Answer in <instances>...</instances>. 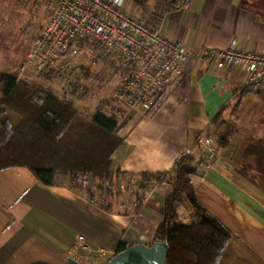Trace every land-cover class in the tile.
I'll use <instances>...</instances> for the list:
<instances>
[{"label":"crops","instance_id":"1","mask_svg":"<svg viewBox=\"0 0 264 264\" xmlns=\"http://www.w3.org/2000/svg\"><path fill=\"white\" fill-rule=\"evenodd\" d=\"M179 1L129 0V5L134 14L147 16L192 52L206 46L227 48L233 42L239 49L264 51V8L244 6L242 0H193L192 6L181 9ZM92 70L103 81L93 97L64 96L58 84L53 86L88 115L97 112L105 97H112L120 82L119 74L104 62ZM243 76L239 67L196 63L178 93L155 115L137 117L114 103L104 108L110 110L104 113L117 116L125 139L112 156L113 169L169 172L183 155L196 156L192 180L197 198L233 233L218 264H264V187L256 183L263 178L261 170L244 165L249 144L244 136L264 144V120H258L264 117V93L244 90ZM234 102L240 126L229 146L210 160L197 138L210 135L214 118ZM255 163L250 157L248 164ZM124 180L110 179L103 203L95 204L85 189L71 186L68 176L46 185L26 166L0 169V264H69L70 258L77 264H102L121 242L151 245L157 240L170 185L152 182L131 195H117L124 191L119 187Z\"/></svg>","mask_w":264,"mask_h":264},{"label":"trees","instance_id":"2","mask_svg":"<svg viewBox=\"0 0 264 264\" xmlns=\"http://www.w3.org/2000/svg\"><path fill=\"white\" fill-rule=\"evenodd\" d=\"M241 3L260 9L250 0ZM121 130L114 114H84L51 88L24 82L13 72L0 73V169L26 166L46 185L59 184V176H68L71 186L79 189H84L81 177L90 175L102 188L106 178L128 179L132 175L111 169L113 154L125 143ZM236 133L235 127L230 128L220 137V147L229 146ZM248 138L251 143L244 154V165L261 170L263 179L256 183L264 187V144ZM250 157H255L254 165L248 164ZM196 165V156L187 153L172 171L141 173V189L152 182H164L163 176H174L155 236L168 244L166 264H218L233 236L199 202L192 180ZM185 198L194 210L195 219L190 222L182 221L177 209V202ZM127 247L125 242L119 243L114 255Z\"/></svg>","mask_w":264,"mask_h":264},{"label":"built area","instance_id":"3","mask_svg":"<svg viewBox=\"0 0 264 264\" xmlns=\"http://www.w3.org/2000/svg\"><path fill=\"white\" fill-rule=\"evenodd\" d=\"M51 4L52 12L27 66L61 80L70 97L76 92L97 95L102 90L103 81L92 70L101 62L120 76L109 101L134 111L137 117L155 115L178 93L190 66L196 63L239 67L244 72V90L264 92V51L239 49L233 42L227 48L206 46L192 52L182 40L169 38L147 16L134 14L129 0H51ZM192 4L193 0H180L177 7L186 9ZM86 52L90 57L81 61ZM108 106L103 99L100 111H108L104 109ZM197 143L206 148L208 159L218 154L213 136L201 135ZM141 180V174H132L119 187L137 191ZM81 183L95 204L103 203V195L111 186L106 178L104 187H98L90 175H83Z\"/></svg>","mask_w":264,"mask_h":264},{"label":"rangeland","instance_id":"4","mask_svg":"<svg viewBox=\"0 0 264 264\" xmlns=\"http://www.w3.org/2000/svg\"><path fill=\"white\" fill-rule=\"evenodd\" d=\"M250 1L254 2L258 8H264V0ZM51 12V0H0V73L3 71L13 72L17 74L18 77L24 82L35 83L39 86L51 88L52 90L54 84H58L63 90V95L66 96L67 92L64 83L61 80H56L49 75L37 72L30 65L27 66L28 58L34 43L46 26ZM90 55L91 53L86 52L83 54L80 60L86 61ZM25 66L26 68H24ZM28 77L31 78V80L26 79ZM76 93L74 96H94ZM104 99L109 102V105H112L113 101H109L111 96L105 97ZM236 103L237 102H234L231 107L226 106L217 120L211 124L212 129L210 135L215 139L219 149L222 148L220 147L219 142L220 137L223 136L230 128L235 127L237 129V126H240L238 125L239 121H236L237 119L235 117V115L238 113L236 111L238 108ZM113 107L114 106L112 105L111 108ZM97 111H100V108ZM258 120L263 121V115L260 116ZM243 129H246V127ZM244 137L247 141H249V146L251 142L248 137L252 136L245 135ZM243 140L245 139H242L241 141L243 142ZM111 169L112 171H115V169L112 167ZM164 182L168 183L172 189V185L175 182L173 174L167 175L164 179ZM134 192L135 191H131L129 187L126 186L124 191L118 192L117 195L125 193L131 195ZM177 206L179 207V210L182 214L180 217L182 221L194 220L193 207L186 198L183 201L177 202Z\"/></svg>","mask_w":264,"mask_h":264},{"label":"water","instance_id":"5","mask_svg":"<svg viewBox=\"0 0 264 264\" xmlns=\"http://www.w3.org/2000/svg\"><path fill=\"white\" fill-rule=\"evenodd\" d=\"M168 252L166 241L156 240L151 245L138 243L128 246L102 264H166ZM68 262L77 264L72 258Z\"/></svg>","mask_w":264,"mask_h":264}]
</instances>
